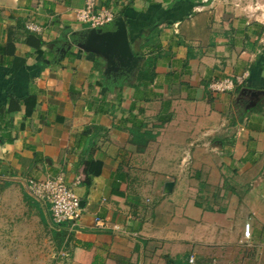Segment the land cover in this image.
I'll return each mask as SVG.
<instances>
[{"label": "crops", "instance_id": "0c3cea01", "mask_svg": "<svg viewBox=\"0 0 264 264\" xmlns=\"http://www.w3.org/2000/svg\"><path fill=\"white\" fill-rule=\"evenodd\" d=\"M87 2L0 0V264H264V11L94 0L140 57L123 76L76 46ZM59 176L74 225L28 190Z\"/></svg>", "mask_w": 264, "mask_h": 264}, {"label": "built area", "instance_id": "2783aa9c", "mask_svg": "<svg viewBox=\"0 0 264 264\" xmlns=\"http://www.w3.org/2000/svg\"><path fill=\"white\" fill-rule=\"evenodd\" d=\"M94 0H88L86 6L77 12L78 21L87 24L89 28H99L114 20L109 10L94 9ZM26 29L29 32L40 35L42 29L34 23H27ZM210 89L215 92H224L232 89V82L229 79L213 82ZM31 196L45 204L49 210L53 225L61 227L63 224H76L81 219L83 208L80 199L66 186L61 176L47 178L41 181L29 180L27 183ZM243 236L250 237L249 225L245 224ZM68 254L62 252L55 264H65ZM190 261H193L191 258Z\"/></svg>", "mask_w": 264, "mask_h": 264}, {"label": "water", "instance_id": "95a60500", "mask_svg": "<svg viewBox=\"0 0 264 264\" xmlns=\"http://www.w3.org/2000/svg\"><path fill=\"white\" fill-rule=\"evenodd\" d=\"M111 30L90 28L79 34L76 46L106 60V72L115 75H129L137 68L140 57L134 55L128 41L126 24L118 17L112 22ZM257 95V94H254ZM172 184L165 185L171 191Z\"/></svg>", "mask_w": 264, "mask_h": 264}, {"label": "rangeland", "instance_id": "374dc122", "mask_svg": "<svg viewBox=\"0 0 264 264\" xmlns=\"http://www.w3.org/2000/svg\"><path fill=\"white\" fill-rule=\"evenodd\" d=\"M229 2V6L231 5L237 12L242 14L252 12L255 15H260L261 11H264V0H229ZM224 3L226 4V2Z\"/></svg>", "mask_w": 264, "mask_h": 264}, {"label": "trees", "instance_id": "16d2710c", "mask_svg": "<svg viewBox=\"0 0 264 264\" xmlns=\"http://www.w3.org/2000/svg\"><path fill=\"white\" fill-rule=\"evenodd\" d=\"M75 37V38H74ZM73 38L76 39V36H74ZM62 42H66L67 40L65 38H62L61 40ZM154 62L151 59H146L143 65V68L141 70H139L138 74H137V79L139 82H142L143 80H147L151 81V67L153 66Z\"/></svg>", "mask_w": 264, "mask_h": 264}]
</instances>
